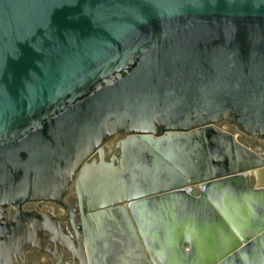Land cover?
<instances>
[{
  "label": "water",
  "instance_id": "obj_1",
  "mask_svg": "<svg viewBox=\"0 0 264 264\" xmlns=\"http://www.w3.org/2000/svg\"><path fill=\"white\" fill-rule=\"evenodd\" d=\"M228 127L264 144V0H0V207L74 189L88 264H264Z\"/></svg>",
  "mask_w": 264,
  "mask_h": 264
},
{
  "label": "flooded vegetation",
  "instance_id": "obj_2",
  "mask_svg": "<svg viewBox=\"0 0 264 264\" xmlns=\"http://www.w3.org/2000/svg\"><path fill=\"white\" fill-rule=\"evenodd\" d=\"M228 133L234 134L235 130L228 127ZM243 138L250 142L251 147L244 144L249 149L264 152L263 143ZM121 140L117 137L104 148L107 162L119 157L116 147ZM84 241L79 200L74 189L63 205L28 202L0 207V264H88Z\"/></svg>",
  "mask_w": 264,
  "mask_h": 264
},
{
  "label": "rangeland",
  "instance_id": "obj_3",
  "mask_svg": "<svg viewBox=\"0 0 264 264\" xmlns=\"http://www.w3.org/2000/svg\"><path fill=\"white\" fill-rule=\"evenodd\" d=\"M234 135H235V137L237 138V140H238V142L240 144H243V145L244 144H248V146L251 147L250 142H248L247 140H245L242 136L238 135L236 132L234 133ZM261 177L264 178L263 175ZM248 183H249V185L251 187H254V185H255L254 179L252 177H248Z\"/></svg>",
  "mask_w": 264,
  "mask_h": 264
},
{
  "label": "bare ground",
  "instance_id": "obj_4",
  "mask_svg": "<svg viewBox=\"0 0 264 264\" xmlns=\"http://www.w3.org/2000/svg\"><path fill=\"white\" fill-rule=\"evenodd\" d=\"M263 175V177H264V172H259V173H257V176H258V178H259V182L260 183H264V178H262L261 176ZM261 184V185H262Z\"/></svg>",
  "mask_w": 264,
  "mask_h": 264
}]
</instances>
